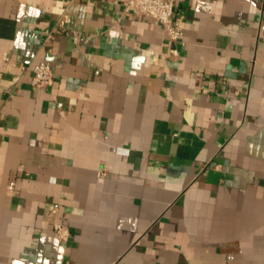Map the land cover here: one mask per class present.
<instances>
[{
    "label": "crops",
    "instance_id": "1",
    "mask_svg": "<svg viewBox=\"0 0 264 264\" xmlns=\"http://www.w3.org/2000/svg\"><path fill=\"white\" fill-rule=\"evenodd\" d=\"M125 1L0 0V264H264V0Z\"/></svg>",
    "mask_w": 264,
    "mask_h": 264
},
{
    "label": "built area",
    "instance_id": "2",
    "mask_svg": "<svg viewBox=\"0 0 264 264\" xmlns=\"http://www.w3.org/2000/svg\"><path fill=\"white\" fill-rule=\"evenodd\" d=\"M125 5L153 17L163 28L170 41H176L182 35V26L174 17L173 0H126ZM53 73L48 61L39 60L32 67L30 83L33 87L44 88L52 84ZM55 234L60 239H66L67 231L61 225H54Z\"/></svg>",
    "mask_w": 264,
    "mask_h": 264
}]
</instances>
